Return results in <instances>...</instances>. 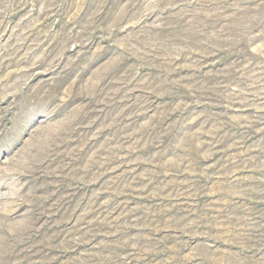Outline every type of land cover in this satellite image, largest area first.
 Wrapping results in <instances>:
<instances>
[{
  "label": "rangeland",
  "instance_id": "374dc122",
  "mask_svg": "<svg viewBox=\"0 0 264 264\" xmlns=\"http://www.w3.org/2000/svg\"><path fill=\"white\" fill-rule=\"evenodd\" d=\"M0 264H264V0H0Z\"/></svg>",
  "mask_w": 264,
  "mask_h": 264
}]
</instances>
